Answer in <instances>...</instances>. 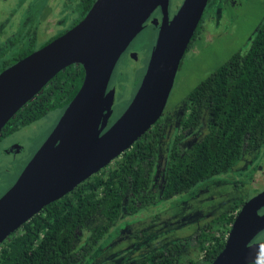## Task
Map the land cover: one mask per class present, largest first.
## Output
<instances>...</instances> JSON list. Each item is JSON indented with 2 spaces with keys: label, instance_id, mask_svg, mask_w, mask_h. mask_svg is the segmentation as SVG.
<instances>
[{
  "label": "water",
  "instance_id": "1",
  "mask_svg": "<svg viewBox=\"0 0 264 264\" xmlns=\"http://www.w3.org/2000/svg\"><path fill=\"white\" fill-rule=\"evenodd\" d=\"M208 1L183 0L169 18V0H95L73 28L0 73L1 133L59 71L72 64L84 70L55 127L0 197V245L44 206L107 167L161 118ZM157 7L162 20L147 23L160 26L142 80L103 132L113 112L115 88H107L115 66ZM262 207L264 191L244 202L210 264H264V239L254 241L264 231Z\"/></svg>",
  "mask_w": 264,
  "mask_h": 264
},
{
  "label": "trees",
  "instance_id": "2",
  "mask_svg": "<svg viewBox=\"0 0 264 264\" xmlns=\"http://www.w3.org/2000/svg\"><path fill=\"white\" fill-rule=\"evenodd\" d=\"M83 76L81 65H69L49 81L43 93L61 112L77 93ZM186 99L191 109L186 123L197 126L206 111L207 131L200 142L184 151L175 143L170 146L159 170L157 191V159L163 139L159 120L107 167L45 206L5 240L0 245V264H76L122 217L219 176L237 163L243 150L264 143V19L248 49L217 66ZM29 102L2 130L24 113ZM237 208L238 204L198 230L187 247L195 249L194 255L184 253L188 243L183 239L144 256L137 264H210L224 246ZM85 231L89 244L77 252Z\"/></svg>",
  "mask_w": 264,
  "mask_h": 264
},
{
  "label": "rangeland",
  "instance_id": "3",
  "mask_svg": "<svg viewBox=\"0 0 264 264\" xmlns=\"http://www.w3.org/2000/svg\"><path fill=\"white\" fill-rule=\"evenodd\" d=\"M220 2L221 0H211L210 7L206 8L200 31L191 41L179 65L166 108L183 100L201 80L226 62L232 54L245 52L248 49L247 37L254 34L264 19V0H238L237 2L241 3V13L225 5L221 6ZM217 6L221 9L219 13L214 12ZM156 35L154 28L142 30L129 45L137 54V61L128 56L118 60L109 82V85L115 88L113 117L123 113L136 93ZM59 116L58 110L52 111L32 134L21 137L26 146L24 155L16 158L1 156L0 193L4 192L13 178L21 172L25 161L23 159L30 156L34 147L42 144L45 136L58 122ZM164 154L165 150L161 155L159 170L164 163ZM245 159L238 162L237 168L211 178L209 182L212 185L202 195V201L201 197L197 199L194 196L195 190L191 189L184 194L158 200L122 217L84 255V259L76 264H137L144 256L163 250L174 242L188 240L190 235L193 239L192 234L219 213L215 209L224 208L242 198L252 197L262 187L258 178H252ZM5 168H9L8 171H5ZM157 174L156 191L160 186V172ZM205 183L206 181L200 184ZM210 211H213L212 214L206 216ZM201 214L203 216H200ZM189 218L191 221H188ZM142 234H145L144 238ZM263 237V234L257 236V241ZM88 241L89 232L85 231L77 243L76 251L82 252L89 244ZM189 243L192 244L191 241ZM189 243L184 246V253L189 250L188 254L194 255L195 249L187 248Z\"/></svg>",
  "mask_w": 264,
  "mask_h": 264
},
{
  "label": "flooded vegetation",
  "instance_id": "4",
  "mask_svg": "<svg viewBox=\"0 0 264 264\" xmlns=\"http://www.w3.org/2000/svg\"><path fill=\"white\" fill-rule=\"evenodd\" d=\"M94 1L95 0H93L92 4L94 3ZM182 1L183 0H169L167 10L169 18H171L172 15L177 12ZM237 1L238 0H221L220 3L221 6L225 5L229 9L237 10L239 11V13H241V3ZM210 3L211 0L208 1L205 10L208 6L210 7ZM92 4H90V0H0V73H2L4 70L9 68L13 64L17 63L18 61L25 58L34 51L44 47L57 37L63 35L71 28H73L84 18ZM220 10L221 9L217 6L214 9V12L219 13ZM162 15L163 14L160 7L155 8L150 13L148 19L145 21L142 30L144 31L147 28H154L155 31H157L158 35ZM152 20L158 21L160 23H150L148 25L147 23L151 22ZM194 35L191 41L196 38V31ZM253 35H249L247 37L248 46ZM129 45L122 53L120 58L128 56L131 59L137 61V54L135 53L136 58H133L134 51L129 48ZM48 84L49 82L44 87H47ZM44 87L43 90L41 89V91L38 92L32 100H30L31 102H29V105H27V107L25 108L24 113L20 114L18 118H16L15 121L11 123V125L7 129L5 128L1 131L0 158L1 156L8 158L13 156L16 158L24 155L26 146L21 141V137L23 136L24 138L25 135L32 134L33 130H35L39 125H41L52 111L58 110L60 112V109H58L55 103L50 99V97L47 96V93H43ZM111 88L113 87L108 85L107 91ZM186 97L181 100L178 104L172 105L168 108L165 107L164 112L161 118L159 119V127L161 128V134L163 139L161 140V148L159 151L160 155L157 159V162L159 163L157 166V173H159L161 155L164 150V163L162 167H164V164L167 160V153L170 150V146L175 143L178 145L179 150L184 151L186 148H191V146H193L197 142H200L207 131L208 117L206 111L203 113L204 116L200 118V122L197 126H195V124L192 125L191 123H186L191 111L190 104L187 101ZM64 110H61L60 116ZM38 113L40 114L38 115ZM117 117H113L112 112V115L109 118L108 123L103 132L117 119ZM48 135L45 136L43 142L46 140ZM41 145L42 144H38L36 147H34V150L30 154V156H28L27 159H23L25 161L22 165V170ZM243 151L244 152L240 159L237 161L236 164H234L230 168V170L233 168H237L238 162L241 159L243 160L246 158L244 162L245 164L249 165L252 178L255 180L256 178H258L262 186L254 194L255 196L257 193L264 191V143L251 150L245 149ZM8 169L9 168H5V171H8ZM19 174L13 178V181L10 182V186L4 192L0 193V197L10 189V187L18 178ZM221 175L222 174H220L219 176ZM209 180H206L205 184H200L193 188L195 190L194 196L197 197V199H199L200 197L202 198V195L207 192L209 187L212 185ZM69 193L70 192H68L67 194ZM250 198L251 197H248L246 199L242 198L233 202L232 204H228L224 208L215 209L218 210L219 213L213 218H211L210 221L222 213L229 212V209L231 207L238 204V208L237 210H235V212L237 213L240 210L241 206L244 204V202L249 200ZM202 200L203 198L201 199V201ZM213 211H210L205 215H211ZM258 212L259 214L264 213V207H262ZM200 216H203V214H201ZM188 221H191V218H189ZM207 223H209V221L205 222L203 227ZM197 230L194 234H192L193 239H188L185 244L189 243L190 241L193 244ZM17 231L18 230H16L14 233H16ZM190 237L192 236L190 235ZM9 239L10 237L7 240Z\"/></svg>",
  "mask_w": 264,
  "mask_h": 264
}]
</instances>
